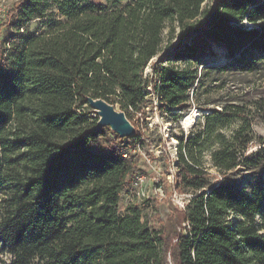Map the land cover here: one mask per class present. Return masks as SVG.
<instances>
[{"label": "trees", "instance_id": "obj_1", "mask_svg": "<svg viewBox=\"0 0 264 264\" xmlns=\"http://www.w3.org/2000/svg\"><path fill=\"white\" fill-rule=\"evenodd\" d=\"M176 35L187 40L145 79ZM214 44L223 47L218 70L258 72L264 0L11 4L0 22V264H264V137L250 117L264 115V97L199 103L211 72L199 67ZM150 93L162 114L208 109L177 137L174 188L190 196L174 241L138 205L119 207L139 176L141 134H115L95 151L106 133L86 111L89 96L119 103L135 126L130 111L142 112ZM252 171L253 184L238 183ZM157 211L168 215L164 201Z\"/></svg>", "mask_w": 264, "mask_h": 264}, {"label": "rangeland", "instance_id": "obj_2", "mask_svg": "<svg viewBox=\"0 0 264 264\" xmlns=\"http://www.w3.org/2000/svg\"><path fill=\"white\" fill-rule=\"evenodd\" d=\"M15 0H0V22L5 20L7 11ZM104 2V0H101ZM248 27L253 25L246 23ZM5 28H3V31ZM4 31L1 35L2 39L7 38ZM166 38L167 31L164 32ZM187 38H181L176 35L173 41L169 44L166 41L163 44V49L160 54L154 57L143 70V77L147 79L153 76L152 64L157 62L165 52H170L173 48L179 47ZM215 56H209L211 59L199 67V70L209 68V76L206 80V85L201 90L200 102H209L211 106L217 103L237 102L240 98H245L248 101L254 100L261 96L264 97V65L258 72H238L221 71L218 70L223 64V59L220 56L223 47L214 44ZM117 110H121L119 103L114 104ZM220 107V104L217 105ZM208 109H203L200 105H194L191 108L181 111L173 110L166 111L162 114L158 107V99L155 95L150 93L147 97V104L142 112L134 114L133 122L138 133L141 134L140 142L132 148L134 155L133 160L136 161L139 169L138 175L144 176L143 184H136V179L127 183L121 192L120 210L123 212L128 205H138L143 214V218L148 221L155 229L164 226L169 231V238L175 240V227H185L186 224H179L183 219V211L187 203L189 195L180 194L174 188L175 174H176V149L177 137L182 133L188 134L203 113ZM86 111H93L90 113L92 117L96 116L95 111L90 107ZM179 114L178 120L174 121L173 116ZM252 127L256 134L264 137V115L253 114L250 115ZM190 118V124L187 126L185 121ZM239 123L236 120L231 129ZM106 135L100 140V147H95V151L108 148L110 145L116 143L115 133L109 128H103ZM126 144V142L124 143ZM256 147V146H255ZM254 147V148H255ZM208 161V156H206ZM258 177L256 171L249 173H241L237 175V181L240 184H253ZM164 201L168 207V215L163 217L157 211V206ZM181 230V228H179ZM7 258L0 254V263Z\"/></svg>", "mask_w": 264, "mask_h": 264}, {"label": "water", "instance_id": "obj_3", "mask_svg": "<svg viewBox=\"0 0 264 264\" xmlns=\"http://www.w3.org/2000/svg\"><path fill=\"white\" fill-rule=\"evenodd\" d=\"M89 106L98 116V121L92 128L93 131L109 127L121 138H129L136 134V127L129 120L123 110H117L114 104L102 98H87Z\"/></svg>", "mask_w": 264, "mask_h": 264}, {"label": "built area", "instance_id": "obj_4", "mask_svg": "<svg viewBox=\"0 0 264 264\" xmlns=\"http://www.w3.org/2000/svg\"><path fill=\"white\" fill-rule=\"evenodd\" d=\"M149 91L151 90L150 87L147 88ZM125 156L127 154H124ZM145 181V177L144 176H138L137 179H136V184L139 185V184H143V182ZM190 196V195H189ZM188 196V197H189Z\"/></svg>", "mask_w": 264, "mask_h": 264}, {"label": "bare ground", "instance_id": "obj_5", "mask_svg": "<svg viewBox=\"0 0 264 264\" xmlns=\"http://www.w3.org/2000/svg\"><path fill=\"white\" fill-rule=\"evenodd\" d=\"M185 124L188 126L190 124V118L185 121Z\"/></svg>", "mask_w": 264, "mask_h": 264}]
</instances>
